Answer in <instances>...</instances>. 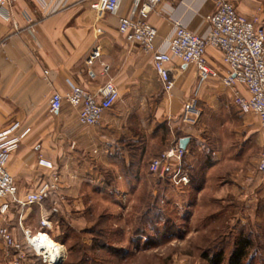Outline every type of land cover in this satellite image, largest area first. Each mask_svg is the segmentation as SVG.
Returning <instances> with one entry per match:
<instances>
[{"label": "crops", "instance_id": "obj_1", "mask_svg": "<svg viewBox=\"0 0 264 264\" xmlns=\"http://www.w3.org/2000/svg\"><path fill=\"white\" fill-rule=\"evenodd\" d=\"M228 1L240 14L257 16L264 27V0ZM213 10L212 0H162L149 19L157 31L156 46L164 48L175 20L188 31L202 34L205 17ZM120 13L130 15L127 4ZM93 15L90 0H15L0 8V134L16 139L28 130L9 155L6 169L19 196L38 190L52 176L57 178V191L48 198L55 229L66 221L69 226L72 209L81 202L84 189L124 204L128 195L154 178L148 172L151 159L179 146L183 138H188L185 165L189 174L198 172L189 161L197 152L208 155L209 166L216 160L211 146L203 142L205 137L179 119L196 83V69L173 61L169 68L174 87L165 93L150 56L119 35L117 18L103 20L98 26L103 33L97 36L94 27L91 32ZM95 47L101 56L88 72L85 59ZM206 57L217 78L201 87V97L207 95L222 112L244 116L234 106L231 90L220 81L225 72L221 53L208 48ZM103 66L109 68L105 75ZM107 81L116 86L119 98L104 111L98 126L79 125L77 110L67 104L58 113L48 112L53 93L63 95L71 86H78L96 94ZM238 89L247 96L243 87ZM240 119L244 140L256 134L260 149L258 119L251 118L254 128L248 118ZM257 174L262 178L258 169ZM188 189L170 185L166 195L177 194L186 201ZM33 210L35 206H11L0 217V225L22 243L21 229H40V221L47 220L39 212V226L34 225Z\"/></svg>", "mask_w": 264, "mask_h": 264}, {"label": "rangeland", "instance_id": "obj_2", "mask_svg": "<svg viewBox=\"0 0 264 264\" xmlns=\"http://www.w3.org/2000/svg\"><path fill=\"white\" fill-rule=\"evenodd\" d=\"M110 18L114 17L106 15L97 20L93 15L91 32ZM196 86L195 83L189 95L199 111L193 127L205 137L203 142L211 146L216 157L210 166L211 161L203 151L189 159L198 171L193 175L200 190L189 192L187 202L177 194L167 196L165 192L163 204L154 210L144 200L142 188L128 195L124 204L82 190L81 202L72 209V220H68L71 234L65 245L58 243L63 252L59 264H211L208 259L219 252L226 264L240 237H248L252 242L244 264H264V179L258 177L256 169L261 147H257L256 134L244 140L240 121V117H246L254 128L253 115L222 112L207 95L201 97L202 88L194 96ZM48 198L35 206L32 223L39 226L37 215L43 212L47 217L44 220L52 224L48 223L49 232L42 231L54 242L63 236L65 229L61 226L55 229ZM138 227L136 237L133 234ZM38 229L29 231L35 235ZM164 229L169 232L164 233ZM103 246L122 253L110 252ZM22 249L19 264H45L42 255L24 239ZM13 257L0 244V264H12Z\"/></svg>", "mask_w": 264, "mask_h": 264}, {"label": "built area", "instance_id": "obj_3", "mask_svg": "<svg viewBox=\"0 0 264 264\" xmlns=\"http://www.w3.org/2000/svg\"><path fill=\"white\" fill-rule=\"evenodd\" d=\"M14 1L0 0V8L9 6ZM161 2L162 0H90V8L95 12L97 20H102L106 15L117 18L119 35L126 43L138 47L142 53L150 56L153 69L167 94L174 87L169 68L173 61L177 60L196 69L197 86L194 96H197L208 80L217 78L216 72L208 66L206 51L208 48L219 51L225 67L220 81L224 87L231 90L234 106L241 114H251L258 119L262 147L257 169L264 179V27L259 18L257 16L248 18L240 14L228 0H212L214 10L205 17L206 27L202 34L188 31L181 22L175 20L172 22V34L166 40L164 48H161L156 46L157 31L149 22L150 16L156 13ZM124 4L129 7L131 12L129 16L120 13ZM28 22L32 23L29 19ZM95 33L100 36L103 31L101 28H95ZM100 56L98 47L90 51L85 59L88 72H91V67ZM108 70L107 66H103L104 75ZM238 87H243L247 96L241 94ZM118 98V90L111 81L99 87L96 94H91L78 86H71L63 95L59 93L51 95L48 112L58 113L63 105L67 104L77 110L79 125L95 127L100 124L104 111L111 108ZM195 104V100H188L183 105L179 118L183 125L190 127L196 125L199 111ZM27 132L28 130L16 139H9L7 133L0 134V217H4L11 206L28 208L40 205L50 194L57 191L58 181L52 176L50 181L43 183L38 190L18 195L6 164L9 155L18 148L20 139ZM186 153V150L178 145L167 148L149 162V174L161 179L167 178L173 187L187 186L189 177L183 170ZM47 229L49 224L42 219L40 229L35 235H31L28 230L21 231L25 243L32 248L30 239L39 233L47 235L42 231ZM0 244L14 256L12 264H19L23 259V242H17L5 225H0ZM42 259L46 264L43 257Z\"/></svg>", "mask_w": 264, "mask_h": 264}, {"label": "trees", "instance_id": "obj_4", "mask_svg": "<svg viewBox=\"0 0 264 264\" xmlns=\"http://www.w3.org/2000/svg\"><path fill=\"white\" fill-rule=\"evenodd\" d=\"M193 153V151H192ZM160 153H158L156 156H158ZM149 164V163H148ZM186 165H185V158L183 160V170L186 172V174L189 177V184L187 186H185V188H189V192H197L200 190V184H196L195 180V176L192 174H189L188 169H186ZM170 182L167 178H158V177H154V178H149L145 184V187L142 188L143 193H144V200L148 203V205L150 206L151 210H154L155 206H157L158 204H163L164 200H165V192L168 190V188L170 187ZM149 210V208H148ZM144 222H148V220H145ZM168 222V220L166 221ZM61 227H63V229H65V233L63 234V236L61 238L58 239H54V242L60 243L61 245H65L66 240L69 236V233L71 234L72 231V227L71 226H67L65 225V223L60 224ZM170 226V225H167ZM169 232L167 229H164V233ZM139 227L136 228L135 232H134V236H138L139 235ZM48 235V234H47ZM142 235V232H141ZM103 248L108 249L110 252L113 253H122L121 251H118L115 248H111L110 246H103ZM252 249V242L251 240L248 239V237H240L236 240L235 244H234V248L231 252V254L229 255L228 260L226 261V264H244V262L246 261V259L249 256V253ZM208 261L211 264H225V259H224V255L222 252H219L215 255H213L211 258L208 259Z\"/></svg>", "mask_w": 264, "mask_h": 264}, {"label": "bare ground", "instance_id": "obj_5", "mask_svg": "<svg viewBox=\"0 0 264 264\" xmlns=\"http://www.w3.org/2000/svg\"><path fill=\"white\" fill-rule=\"evenodd\" d=\"M29 243L37 254L42 255L46 264H59L62 260V248L58 243L50 241L45 234L39 233Z\"/></svg>", "mask_w": 264, "mask_h": 264}, {"label": "water", "instance_id": "obj_6", "mask_svg": "<svg viewBox=\"0 0 264 264\" xmlns=\"http://www.w3.org/2000/svg\"><path fill=\"white\" fill-rule=\"evenodd\" d=\"M187 143H188V138H183L179 141V147L183 150L186 149V146H187Z\"/></svg>", "mask_w": 264, "mask_h": 264}]
</instances>
